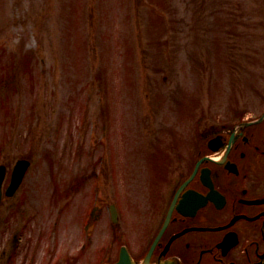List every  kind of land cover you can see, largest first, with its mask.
<instances>
[{"label":"rangeland","instance_id":"rangeland-1","mask_svg":"<svg viewBox=\"0 0 264 264\" xmlns=\"http://www.w3.org/2000/svg\"><path fill=\"white\" fill-rule=\"evenodd\" d=\"M238 109H264V0H0L4 190L32 160L0 204V264H101L120 237L142 248L146 179L179 174L199 123ZM122 186L124 224L109 210Z\"/></svg>","mask_w":264,"mask_h":264},{"label":"flooded vegetation","instance_id":"flooded-vegetation-1","mask_svg":"<svg viewBox=\"0 0 264 264\" xmlns=\"http://www.w3.org/2000/svg\"><path fill=\"white\" fill-rule=\"evenodd\" d=\"M231 115L232 122L199 123L198 152L179 156L185 164L177 168L179 174L160 168L146 179L150 193L141 203L149 204L156 230L141 240L142 248L130 244L138 259L147 255L169 217L151 262L264 264V109H238ZM226 236L228 243L221 245Z\"/></svg>","mask_w":264,"mask_h":264},{"label":"water","instance_id":"water-1","mask_svg":"<svg viewBox=\"0 0 264 264\" xmlns=\"http://www.w3.org/2000/svg\"><path fill=\"white\" fill-rule=\"evenodd\" d=\"M29 164H30V161H28L26 159H21L18 161V163L16 164L15 169H14L12 183L7 190L8 195H11L12 193H14V191L16 190L18 185L20 184ZM5 174H6V166L1 165L0 166V200H1V196H2V184H3V180L5 178ZM113 208H114V206H113ZM113 218L115 220L117 219L116 210H114ZM112 264H136V263L133 260L132 256L130 255V253L128 252V250H126L124 248L122 251L120 260L118 262L112 263ZM157 264H176V263L173 261H165V262H159Z\"/></svg>","mask_w":264,"mask_h":264}]
</instances>
